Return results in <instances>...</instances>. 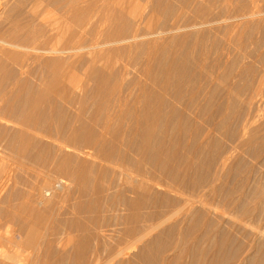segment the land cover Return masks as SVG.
<instances>
[{"label": "bare ground", "instance_id": "bare-ground-1", "mask_svg": "<svg viewBox=\"0 0 264 264\" xmlns=\"http://www.w3.org/2000/svg\"><path fill=\"white\" fill-rule=\"evenodd\" d=\"M130 1L0 0V14L8 13V19L12 25L11 29H7L8 22L2 24L6 26L5 33H12L8 30H13V27L17 26L18 30L20 15L23 12H25L24 19L29 18L31 22L34 18H42L41 21L48 22L47 24L53 25L54 28L57 26V29L60 28L62 33L61 28L63 27L69 28L66 29L67 31L70 30V22L83 27L86 24L85 20L90 19L88 15V18L84 20L85 14L101 10V19L95 24L92 38L88 44L92 50L91 48L89 50L93 53V50L97 49L103 54L104 49L107 55H109L108 52L120 54L125 59L124 65H133L137 71L143 74L163 76L164 87L159 93L151 94L144 89L141 92L144 107L141 111L140 139L131 143L132 152H130L127 149H119L118 141L122 134V122L120 121L124 117L120 111L126 107L131 89L121 91L112 85L113 78L116 79L123 71H106L101 68L92 70L98 78L94 94L96 109L93 115L96 124H83L69 134L68 139L73 143H82L87 146L91 153L84 154L88 157L94 156L104 164L98 167L95 175L91 174L90 166L85 163L86 161H82L80 169H77L75 179L77 189L81 196L88 197L81 208L96 210L98 212L97 219L102 218L103 213L109 210L108 203L114 205L113 211L119 209L125 211L115 215L114 224L117 227L106 229L111 232L98 233L104 239V243L99 242L97 250L106 248L115 241L119 243V238L123 239L124 235V238L127 237L124 245L117 247L107 262L117 259L115 264H264V158L258 177L255 175L252 178L240 174V172H236V175L231 179L216 173L208 175L207 167L212 165V161L215 160V151L213 149L206 153L205 150L195 151L197 144L203 143V140L208 138V133L206 132L201 140L200 134L195 132L197 125L190 129L186 126L187 124L175 122L176 116L164 112L169 104L162 92L165 91V86L171 82L172 75L178 72L179 78L173 81L174 97L178 98L181 94L187 74L191 71L193 60L191 47L198 38L187 34L167 36V39L174 41L176 46H181L180 63L176 55L165 63V45L158 43L159 37H149L140 51V45L136 42L140 37L153 34L150 32L141 33L139 31L141 24L148 27L152 26L154 21L156 27L166 25L170 28H177L188 11H192L194 15L191 20L187 21V26L214 25V23H226L227 26H233L247 16L252 17L259 10V0H146L149 17L147 15L144 18H136V16L131 18L126 14V9L132 2ZM25 4L28 5V8L25 7ZM47 6H55L61 11V15H57L55 10L54 14L58 18H53L50 14H53L54 9L52 10L50 7L51 12ZM217 8H219L218 13L216 12ZM26 12L30 14L29 17H25ZM3 15L5 17V14ZM32 23L34 24V20ZM24 27H22L23 30ZM3 28L5 29V27ZM2 29L0 28V30ZM57 29L55 28V31ZM58 31L54 34L58 35ZM2 33L4 36H9L4 34V31ZM38 33L40 32L35 35ZM61 33L58 35L60 38L54 37V35L52 37L51 33L48 37L58 38L59 40H55L59 42L62 39ZM20 34L17 33V36L22 37L23 35L19 36ZM12 36L14 35L12 34ZM38 36L40 37L41 33ZM34 38L32 36L30 39L34 40ZM51 38L48 39L50 42L45 41L46 45L48 42L50 45L55 41ZM36 39L30 41L35 43ZM42 39L44 40L43 36ZM4 40L6 39L3 38L0 42L4 44L6 42ZM51 40L53 41L51 42ZM16 41L17 37L14 42L16 43ZM119 43L121 45L113 46V44ZM3 44L0 46L5 47ZM35 44L37 45V42ZM39 44L38 47L35 46L36 49L42 48L46 52L54 53L60 50L59 45L55 47L54 43V46L44 47L42 43V46L39 47ZM67 46L69 48V45ZM79 46L81 47L80 44L78 48ZM61 47L60 51L66 49ZM88 48L86 47V49ZM30 49L29 51H32ZM89 50L87 51L89 52ZM34 52L36 51L34 50ZM96 52L98 51L95 50L94 54ZM3 54H5L4 51ZM8 54H6L7 60L9 59ZM13 54L17 53L13 52ZM14 58L17 56L14 55ZM13 59H9L11 64H15ZM14 60L16 61V59ZM0 61L3 64L5 58ZM54 63L53 60L50 64L55 65L52 67L53 71L47 68L52 72L50 73L52 75L49 80L47 79L48 81L45 80L49 78L46 75L47 77L44 78L46 82L43 81V85L39 86L41 88L38 89L36 97L32 98L30 114L22 120L23 124L27 125L28 122L30 123L36 118L40 104L50 99L53 93L55 95L64 86L63 83L67 75L64 73V69L60 68V62L59 64ZM1 64L0 67H2ZM6 65L4 66L6 67ZM4 68L1 70L5 71ZM223 81L225 82L226 78ZM254 93L258 99V106L253 111L242 115L238 129L240 142L232 152L235 155L245 146L252 147L253 155L257 159L264 156V80L256 87ZM170 106V110L174 112L175 110L172 108L174 104L171 103ZM97 124H104V131L98 130ZM193 154H197L200 160L195 161ZM66 157L64 161L61 160L58 169L72 173L69 165L70 157ZM216 171L217 169H212V172ZM31 209L30 211L28 208L29 211L26 214L29 213L30 217L24 215L29 218L27 220L29 223L26 221L27 227L30 224L26 241L32 244L35 242L34 236L38 235L39 228L48 221L49 215H45L46 213H42L37 207ZM233 217H241L242 221H233V219L231 220ZM73 225L85 228L83 223L75 222ZM27 230L28 228L25 231ZM112 232L116 233V237ZM150 233L153 234L147 236ZM105 240H110V242H105ZM90 246V234L80 236V240L73 247L78 258L75 264L93 263L94 260L88 255ZM133 246L138 249L134 259L121 257ZM168 251L172 253L167 254ZM9 257L13 262L20 260L19 256L15 254L9 255Z\"/></svg>", "mask_w": 264, "mask_h": 264}, {"label": "rangeland", "instance_id": "rangeland-1", "mask_svg": "<svg viewBox=\"0 0 264 264\" xmlns=\"http://www.w3.org/2000/svg\"><path fill=\"white\" fill-rule=\"evenodd\" d=\"M131 1L126 9V14L129 17L144 18L147 15L149 17L146 0ZM26 4L25 7L28 8ZM47 7L48 10H51L50 7L52 10L54 9L53 12L51 10L53 14H50L53 18H58L57 15H61V11L55 6ZM55 10L57 15L54 14ZM218 11L219 8L216 9L217 13ZM88 13L84 15V20L88 18V15L90 19L85 20L86 24L83 27L70 22V30L67 31L66 29L69 28L63 27L61 33L60 28L57 29L56 26V31L59 30L58 33L62 34V39L59 42L60 36L54 34L56 31L53 25L45 23L44 20L41 21L42 18L33 19L30 16L34 20L33 24V20L30 22L29 18H23L25 12L20 15L18 28L20 32L17 30V26L13 27V30H8L12 33H5V30L11 29L12 25H10L8 13L3 12L5 17L0 14V28L5 27L0 30V41L2 42L3 38L6 39L4 40L6 42L3 41L4 44L0 42L5 46H0L2 54H0V60L5 58L3 64L0 61L2 65L0 67V264H69V261L70 264H75L78 258L73 247L80 240V236L85 234H90L91 248L88 255L94 260L92 264H115L117 259L109 262L107 260L110 259L109 256L116 248L123 246L127 240V237L124 238L123 235V239L119 238V243L115 241L106 248L97 250L98 243H104V239L98 233H109L111 231L106 229L117 227L114 224L115 215L122 214L123 210L113 211L114 205L108 203L109 210L103 213L102 218L97 219L98 212L96 210L81 208L88 197L81 196L77 189L75 180L77 169H80L82 161H86L85 163L90 166L91 174L95 175L98 167L104 162H100V159L94 156H86L84 153H91V150L82 143L69 141L68 138L69 134L83 124L95 123L93 119L96 109L94 94L98 78L92 70L101 68L106 71H123L116 79L113 78L112 85L121 91L131 89V93L127 97V105L120 111L124 117L120 121L122 122V134L118 141L119 149H127L130 152H132L131 143L140 139L141 111L144 107L141 92L144 89L151 94L159 93L164 87V80L161 75L143 74L137 71L133 65H124L125 59L120 54L108 52L109 55H107L104 49L103 54L97 49H95L98 51L97 55L94 54L95 50L92 53V48L88 44L92 38L95 24L101 19L102 11L95 10ZM26 15L25 17H29L30 14ZM193 15L192 11H188L177 28H170L166 25L156 27L154 21L152 26L148 27L141 24L139 26L141 33L150 32L153 34L136 40L140 45L139 51L143 49L142 46L149 37H159L158 43L165 45V63L174 55L180 63L181 46H176L174 41L167 39V36L187 34L198 38L191 47L193 58L191 71L187 74L181 94L178 98L174 97L173 81L179 78L178 72L172 75L171 82L165 86V91L162 92L169 104L164 112L176 116L175 122L187 124L186 126L190 129L197 125L195 132L200 134L201 140L203 135L208 133V138L204 139L203 143H198L195 148L197 152L205 150L206 153L213 149L216 153L212 165L207 167L208 175L216 173L231 179L236 175V172H240V174L252 178L255 175L258 177L264 156L256 159L252 147L248 146L241 148L235 155L232 150L240 142V137H238L240 119L242 115L253 111L258 106V99L254 91L264 80V0H259V10L252 17L247 16L233 26H227L226 23H214L215 26L212 24L187 26V21L191 20ZM3 18H5L4 22ZM23 19L25 23L22 21ZM3 23L6 24L7 29L5 25H2ZM21 26H25L24 30ZM1 31L9 36H4ZM15 31L21 33L19 36H23L18 37L17 33H14ZM37 32L41 33V38L38 36L40 33L35 35ZM50 33L52 37L54 35L58 38L48 37ZM32 36L35 37L34 40L37 38L36 42L37 45L40 43L39 47L42 46V43L43 47L55 44V47L59 45L60 50L61 46L66 49L59 50L61 53L59 51L56 53L46 52L42 48L36 49V42L33 43L34 40L30 39ZM50 38L58 40H55L56 42L51 40L52 43L49 45L48 39ZM46 40L49 41L48 45H46ZM6 43L7 45H5ZM79 44L82 47L79 46L80 49L78 48ZM67 45L70 49L67 48ZM118 45L121 43L113 44V46ZM85 46L89 48L86 49ZM30 48L32 51H29ZM90 48L91 50H89ZM13 52L17 54H13ZM6 54L11 60L14 55L17 56L18 60L17 58H14L16 61L13 59L15 64H11V60H7ZM38 57L40 58L38 59ZM59 59L60 61H58ZM53 60L58 64L60 62V68L62 67L68 76L65 77L64 86L62 85L63 87L59 89L58 93L55 95L53 93L50 99L40 104L36 118L30 123L28 122L27 125L23 124L22 120L30 114L32 98L36 97L38 89L41 88L39 86L43 85V81L44 83L48 81L52 75L50 73H52L55 63L54 66L50 64ZM6 61L9 62V65ZM3 68L5 71H2ZM47 68L52 70H47ZM46 75L49 78H46ZM35 88L37 89L35 90ZM171 103L174 104L172 107L174 112L170 110ZM96 126L98 130L104 131L105 129L104 124ZM189 144L192 146L190 142ZM182 150L184 151V149ZM66 156L70 157L69 165L72 173L58 169L61 160L64 161ZM193 156L195 161L200 160L197 154H193ZM212 169H217V171L212 172ZM30 207H37L42 213L49 215L48 221L39 228L38 235L35 234L37 236H34L33 245L26 241L30 228V224L27 227L29 223L27 220L30 216L29 213L26 214L31 209ZM232 219L238 222L242 218L233 217ZM75 222L83 223L85 228L73 225ZM109 223L111 224L108 225ZM26 227L28 232L25 231ZM112 234L116 237L115 232ZM105 242H110V240H105ZM137 251V247L133 246L121 257L132 260ZM11 252L13 255L19 256L18 262H13L10 259ZM169 252L172 253L168 251L167 254H170Z\"/></svg>", "mask_w": 264, "mask_h": 264}]
</instances>
